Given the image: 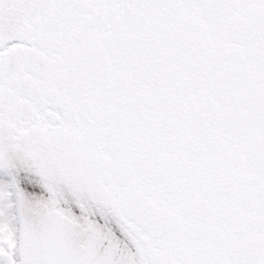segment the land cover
Returning a JSON list of instances; mask_svg holds the SVG:
<instances>
[{
	"label": "snow or ice",
	"instance_id": "6c2138e0",
	"mask_svg": "<svg viewBox=\"0 0 264 264\" xmlns=\"http://www.w3.org/2000/svg\"><path fill=\"white\" fill-rule=\"evenodd\" d=\"M0 264H264V0H0Z\"/></svg>",
	"mask_w": 264,
	"mask_h": 264
}]
</instances>
